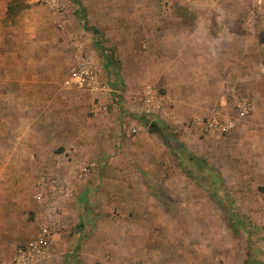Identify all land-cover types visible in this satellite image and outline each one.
Wrapping results in <instances>:
<instances>
[{
    "label": "rangeland",
    "instance_id": "rangeland-1",
    "mask_svg": "<svg viewBox=\"0 0 264 264\" xmlns=\"http://www.w3.org/2000/svg\"><path fill=\"white\" fill-rule=\"evenodd\" d=\"M66 2V12L59 14L30 0L26 10L16 8L3 19L0 0V264H10L37 221L36 182L48 166H34V153L26 168H13L19 155L11 149L20 143L36 146L27 120L35 118L43 99L70 102L62 115L75 113L73 122L62 117L57 122L73 124L69 136L58 129L45 138L51 152L46 158L56 153L70 166L90 163L86 180L73 178L78 197L62 211V227L77 236L89 210L105 215L104 230L122 220L137 232V247L118 250L116 257L107 252L102 260L89 247L69 244L39 264H185L183 257L187 264H264V13L258 12L259 0ZM80 6L117 58L110 72L94 34L83 29ZM33 18L40 19L39 26L30 22ZM23 24L30 27L29 35ZM228 32L236 36V55H245L230 71L221 53ZM31 33L45 40L42 47L33 48L37 36ZM79 43L107 91L64 85L78 62ZM212 60L216 71L208 65ZM48 81L52 89L43 86ZM147 85L161 96L154 109L142 99ZM243 100L249 103L247 114L240 107ZM94 106L99 109L93 111ZM213 116L234 125L215 133L198 124ZM152 120L179 148L166 145L150 128ZM21 124L26 129L19 142Z\"/></svg>",
    "mask_w": 264,
    "mask_h": 264
},
{
    "label": "crops",
    "instance_id": "crops-1",
    "mask_svg": "<svg viewBox=\"0 0 264 264\" xmlns=\"http://www.w3.org/2000/svg\"><path fill=\"white\" fill-rule=\"evenodd\" d=\"M5 7L3 10V19L6 18V13L8 14V5L11 1L13 0H3ZM25 2L28 4V2L30 3V0H25ZM30 5V4H29ZM29 7V6H28ZM34 8V6H32ZM37 7V6H36ZM27 6H25V8L23 10H26ZM22 13H20L21 15ZM2 13L0 11V17H1ZM19 15V16H20ZM13 17V16H11ZM55 18V17H54ZM82 18V16H81ZM83 19V29L90 31L86 25H85V20ZM200 20V19H198ZM11 21V20H10ZM15 24L17 23V19L15 18ZM34 22L35 25H40V19L38 18H33L30 20V22ZM203 22L205 23V21L203 20ZM254 23V22H253ZM197 24H199L197 22ZM215 25V23L213 24ZM223 23L219 22L218 24H216V26L214 27L216 29V31H218L217 33H220V29L222 27ZM27 24H23V29L24 32L28 34V30L30 27H26ZM36 27V26H35ZM36 31L38 33V28L36 27ZM92 32V31H90ZM93 33V32H92ZM16 34L19 35H23L20 34L19 31L16 32ZM226 37L228 38L226 45L224 44V48L221 51V53L223 54V61L225 62V66L227 67V70L230 71L232 69V66L240 65L241 63V59L245 56V55H236V50H235V41H237L236 36H234V33H226ZM26 35V36H27ZM33 38L37 36L36 33H31L30 34ZM31 36H29V38H31ZM214 35L212 34V37ZM219 38V35L217 36ZM32 39V38H31ZM220 39V38H219ZM34 41V45L32 44L33 48H38V47H42L43 42L45 41L41 36H37L35 39H33ZM245 42V41H244ZM94 43H95V39H94ZM219 47V46H218ZM59 50L57 52V56H58ZM246 64V62L244 63V65ZM212 71H216V64L214 62V60H212V62L210 64ZM50 81L46 82V83H42L44 87L51 88L53 87L52 84L49 83ZM78 89V88H76ZM10 100V99H9ZM38 100V99H37ZM11 101V100H10ZM50 106V107H49ZM72 106V103L70 102H66L65 100H53V99H47V100H39V102L37 103L38 107L36 109V116L34 119H30L27 120V123H31V127L32 131L35 137V141H36V146L34 147H26V145H14L13 148L11 149L13 153L18 154L19 156H16L13 160V164L12 167L16 168V169H24L26 168L27 162L32 161L33 159H36V157L34 156V153L37 154V159L38 160L35 165L38 164H46L48 167H46V170H52L58 174H60L61 176H63L66 180H68L69 182L74 183L73 178L77 181V178L75 176L76 173V166L75 163L72 164V166H70L69 162L67 160H57L60 159V155H56V153H53L51 156L47 157L45 156V154H50L51 152H49V150L47 148H45V138L48 136L53 135V133H56L59 130H62L61 132H59L61 135H65L68 133H72L73 130V124H69V125H64V126H59L57 124L58 121L61 122V117L64 118L65 120H69L74 119L75 118V113L73 112H67L66 114L62 115L63 112L65 113L66 107L67 110H69V108ZM21 112H28L29 110L26 109H21ZM32 113H33V109ZM12 112V109L10 110ZM14 111V110H13ZM17 112V111H16ZM19 112V111H18ZM20 112V113H21ZM19 118H22V120L25 118L22 117V115H19ZM54 121L55 124H51L48 125V122L50 121ZM25 119H24V123H25ZM73 122V121H72ZM10 124V123H9ZM11 126H9L10 128ZM19 136L17 134L16 137H18L19 142H22L21 138L22 135L25 134L24 132V125H20L19 128ZM57 136V135H56ZM25 137V136H24ZM264 141V138H263ZM264 144V142H263ZM47 149V150H46ZM49 152V153H47ZM40 159V160H39ZM42 159H44L45 161H42ZM30 160V161H29ZM33 165V164H31ZM262 167L264 168V165H262ZM43 172V171H42ZM41 172V173H42ZM76 186V183H74ZM77 189V188H76ZM76 195V190H75V194L67 199H64L62 201V205L60 208V213L57 215V217L59 218L60 224H59V228L56 231L55 234V256L57 257L60 251H62L63 249H65L66 247H69L68 245L71 244V246L73 247L75 244V248L78 247H82L84 246L85 248L89 247L91 249H93L95 252H97V254L102 255L100 259L105 260V256L104 254L107 252H112V255L114 257L119 256L121 250H125L126 248L132 249V248H136L137 247V241L135 242V236H136V231L134 230H128L127 229V225L124 224L122 222V220H118L120 222H116V223H111L112 227H109V229H103V226L109 225L108 221H103V219L105 218V215L103 214H95L92 211L86 210L83 213V218H82V222H79L78 225H80L81 227H83V230H81L79 233H77V236H75V234H72L71 230H67L66 228L62 227L64 222H63V218H62V211H64L65 207L68 206L69 202H71L74 199V202L77 200L78 196ZM36 201V207H37V221H34L33 225L29 227V231L26 233L25 238H29L30 237H34L37 233H38V229H39V219H41L42 217H44V213H46L45 210V206L38 200ZM85 221V222H84ZM106 222V223H105ZM88 233V238H85V233ZM65 235H67V237H65ZM24 238V239H25ZM67 242V243H66ZM119 250V251H118ZM187 258L188 257H183V260L185 261L184 263L187 264ZM87 259V258H85ZM181 263H182V259H181Z\"/></svg>",
    "mask_w": 264,
    "mask_h": 264
},
{
    "label": "built area",
    "instance_id": "built-area-1",
    "mask_svg": "<svg viewBox=\"0 0 264 264\" xmlns=\"http://www.w3.org/2000/svg\"><path fill=\"white\" fill-rule=\"evenodd\" d=\"M38 1L46 3L59 14L66 12V0ZM257 9L259 13H264V0H259ZM77 47L79 50L78 62L71 68L70 76L65 80L64 85L93 92L107 91L108 86L100 79L93 58L84 53L82 44L79 43ZM160 98L161 96L154 87L147 85L143 88L142 99L145 107L149 109L158 107ZM240 105L244 114L249 113L250 107L247 106L249 103L246 100L241 101ZM98 109L97 106H94L93 111ZM198 124H202L206 131L215 133H225L234 125L232 121L223 122L216 116L208 118L205 122L198 121ZM89 173V162L82 161L76 165L75 176L79 182L86 180ZM36 186L34 197L45 206L46 213L39 220L38 233L17 248L10 264H39L54 256L55 234L60 224L57 215L60 213L62 201L72 197L76 190L74 183L49 169L44 170L38 176Z\"/></svg>",
    "mask_w": 264,
    "mask_h": 264
},
{
    "label": "trees",
    "instance_id": "trees-1",
    "mask_svg": "<svg viewBox=\"0 0 264 264\" xmlns=\"http://www.w3.org/2000/svg\"><path fill=\"white\" fill-rule=\"evenodd\" d=\"M78 3L79 0H76ZM27 5V3L25 2V0H13L9 3L8 5V12L10 13L11 11H14L16 8H18L19 10H21L22 8H24L25 6ZM79 11H81V16L82 18H84L85 20V25L86 27L93 32L94 36H95V44L96 46L101 50L102 54H103V57L105 59V68L107 69V71L110 72V69H112L113 67L117 66V58L115 59L114 58V53L110 51V49H108L105 45H104V42L101 38V35H100V31L97 27L93 26V25H90L88 23V19L86 17V15L84 14L85 12H83V8L82 6H80L79 8ZM80 13V12H79ZM111 85L112 86H116L114 84V82H111ZM141 119L144 118V115L142 116H139ZM148 121V120H146ZM149 126H151L150 128L154 131V130H157V132H159V134L161 135V137L163 138L164 142L166 143V145L172 147V148H175L174 146L175 143L172 142L173 138L172 137H168L166 136L165 132H164V127L159 123L157 122L156 120H152L149 122ZM176 148H179V146H176ZM182 149V148H180ZM182 151V150H180ZM194 158V157H192Z\"/></svg>",
    "mask_w": 264,
    "mask_h": 264
}]
</instances>
